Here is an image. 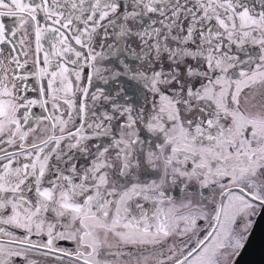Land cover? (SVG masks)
I'll list each match as a JSON object with an SVG mask.
<instances>
[{
	"label": "snow or ice",
	"instance_id": "snow-or-ice-1",
	"mask_svg": "<svg viewBox=\"0 0 264 264\" xmlns=\"http://www.w3.org/2000/svg\"><path fill=\"white\" fill-rule=\"evenodd\" d=\"M257 233L264 0H0V264H251Z\"/></svg>",
	"mask_w": 264,
	"mask_h": 264
},
{
	"label": "water",
	"instance_id": "water-1",
	"mask_svg": "<svg viewBox=\"0 0 264 264\" xmlns=\"http://www.w3.org/2000/svg\"><path fill=\"white\" fill-rule=\"evenodd\" d=\"M244 259L251 262V264H264V253L261 252L259 233L253 240L252 245L245 254Z\"/></svg>",
	"mask_w": 264,
	"mask_h": 264
},
{
	"label": "flooded vegetation",
	"instance_id": "flooded-vegetation-1",
	"mask_svg": "<svg viewBox=\"0 0 264 264\" xmlns=\"http://www.w3.org/2000/svg\"><path fill=\"white\" fill-rule=\"evenodd\" d=\"M173 195L177 196V198L179 199V194L178 193H172ZM60 247H63V248H66V249H71V250H74V244L73 242H60L59 244Z\"/></svg>",
	"mask_w": 264,
	"mask_h": 264
}]
</instances>
